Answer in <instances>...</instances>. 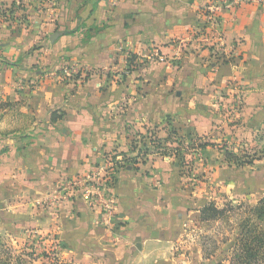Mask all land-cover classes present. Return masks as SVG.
<instances>
[{
  "label": "crops",
  "instance_id": "crops-1",
  "mask_svg": "<svg viewBox=\"0 0 264 264\" xmlns=\"http://www.w3.org/2000/svg\"><path fill=\"white\" fill-rule=\"evenodd\" d=\"M228 1L0 0V212L74 234L83 259L100 248L119 261L141 235L152 240L162 221L156 175L172 165L116 158L115 167L129 133L167 134L170 122L185 134L218 128L254 141L264 129V0ZM199 34L221 45L199 44ZM103 166L115 170L111 221L82 200L62 206L63 185Z\"/></svg>",
  "mask_w": 264,
  "mask_h": 264
},
{
  "label": "rangeland",
  "instance_id": "rangeland-1",
  "mask_svg": "<svg viewBox=\"0 0 264 264\" xmlns=\"http://www.w3.org/2000/svg\"><path fill=\"white\" fill-rule=\"evenodd\" d=\"M218 41L210 45L198 42L212 47L221 45ZM228 85L240 87L238 80H232ZM237 92L233 103L236 105L231 110L234 120L241 116L245 107L242 89ZM167 119L170 121L169 117ZM168 124L167 134L154 128L136 129L129 133V153L118 152L114 155L119 162H124L125 155L131 154L128 159L136 157L140 164L153 160L152 165H155L158 160L167 159L172 165L166 175H156L161 182L157 209L162 221L161 225L156 226L155 237L146 241L145 235H141L132 243L124 259L116 261L111 254L102 252L100 248H86L88 255L83 259V256L77 255V238L74 234L64 238L61 232L59 234L57 226L52 227L50 223L48 227H31L27 222L11 216L8 211L3 214L0 212V235L18 252L24 249L32 253L27 258V264H57L56 259L72 264H230L242 219L251 207H255L264 198V129L254 141L239 140L231 133H227V136L224 130L218 128L213 130L214 133L207 134H185L179 129L182 136L187 138L172 143L166 139L174 124ZM206 142L218 146L207 149L199 147V144ZM179 146L184 160L175 158ZM227 151L236 152L239 161H229ZM112 164L117 166V162ZM107 173L112 182L115 170L110 169ZM71 183L72 180L60 189L63 196L66 195L65 199L59 200L62 206L82 200L86 205L100 210L98 203L95 206L88 203L90 201L82 191H77L75 196ZM109 189L107 184L108 198L111 197ZM211 203L220 209L225 208L226 215L216 220H203L202 210ZM116 211L115 205L114 216ZM113 218L107 219L111 221ZM150 219L154 220V217ZM136 242L143 243V246L138 248Z\"/></svg>",
  "mask_w": 264,
  "mask_h": 264
},
{
  "label": "trees",
  "instance_id": "trees-1",
  "mask_svg": "<svg viewBox=\"0 0 264 264\" xmlns=\"http://www.w3.org/2000/svg\"><path fill=\"white\" fill-rule=\"evenodd\" d=\"M174 138L175 140H173ZM186 138L187 137L182 136L178 128L171 125L166 141L173 143L178 140L185 141ZM210 146L217 147L218 144L211 142L199 144V147L203 149H207ZM226 155L229 161H234V159L239 161L234 151H227ZM177 157H179L180 160H184L182 148L180 146L176 150L175 158ZM126 159H128L127 156H125L124 163H139L136 157L128 160ZM115 160L116 159L112 161L116 162ZM248 163L252 164V162ZM116 165L119 166V163L117 162ZM114 180H116L115 176ZM225 215V208L220 209L214 203L206 205L202 210L203 220H216ZM233 248L234 252L230 264H264V198H262L255 207H251L246 216L242 219L239 225V234ZM27 251L23 249V252H18L7 239L0 235V264H27V258L32 256V253ZM56 262L57 264H72L61 261L60 259H56Z\"/></svg>",
  "mask_w": 264,
  "mask_h": 264
},
{
  "label": "built area",
  "instance_id": "built-area-1",
  "mask_svg": "<svg viewBox=\"0 0 264 264\" xmlns=\"http://www.w3.org/2000/svg\"><path fill=\"white\" fill-rule=\"evenodd\" d=\"M120 0H111L112 4L115 6ZM258 3H262L263 0H254ZM242 0H234L232 2L228 3L225 2V6L227 8H232L234 5L240 4ZM218 9L215 7V5H211L206 9L205 18L209 22V24H213L216 22L218 18ZM200 43L204 45H210L214 41H217L218 38L216 36H198L196 38ZM151 58H157L162 59L161 54L158 51H154L151 55ZM107 171H110L109 166H103L99 169H97L92 175L72 180V183L70 186L73 189V193L76 196L77 191H82L85 195L87 200H89L91 204L98 203L100 210L105 212L107 214L108 219H111L114 217L113 210H115V203L113 199L110 197H106L107 191V184H110V177L108 176ZM70 186H68V190L70 189ZM72 194V191L70 192ZM98 197V198H97ZM96 198L97 200L95 201ZM94 205V206H95Z\"/></svg>",
  "mask_w": 264,
  "mask_h": 264
},
{
  "label": "water",
  "instance_id": "water-1",
  "mask_svg": "<svg viewBox=\"0 0 264 264\" xmlns=\"http://www.w3.org/2000/svg\"><path fill=\"white\" fill-rule=\"evenodd\" d=\"M138 248H141V244H138ZM102 255L104 256V254L102 253Z\"/></svg>",
  "mask_w": 264,
  "mask_h": 264
}]
</instances>
